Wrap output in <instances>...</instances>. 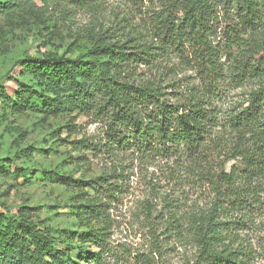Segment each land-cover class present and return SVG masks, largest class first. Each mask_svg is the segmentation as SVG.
Instances as JSON below:
<instances>
[{
	"label": "trees",
	"instance_id": "1",
	"mask_svg": "<svg viewBox=\"0 0 264 264\" xmlns=\"http://www.w3.org/2000/svg\"><path fill=\"white\" fill-rule=\"evenodd\" d=\"M107 1L0 0V16L21 8L56 4L83 9ZM159 1L153 14L155 44L105 31L75 57L25 55L13 68L26 81L10 75L13 68L7 71L18 85L15 99L47 113L77 112L101 121L99 142L83 138L77 141L79 148L112 158L131 152L190 160L195 180L212 198L205 208L189 212L174 211L175 205L167 203L172 210L157 216L164 225L161 234L195 248L182 264H256L255 255L264 258V0ZM166 52L181 58L199 79L192 86L173 83L185 90L176 101L152 78L137 79L139 65L152 67L156 56ZM228 78L252 86L244 101L222 108L215 101ZM6 97L0 85V98ZM117 176L122 173L113 168L92 179L63 182L90 189L92 198L107 199L123 192ZM100 205L106 203H90L84 213L105 217ZM33 215L31 207L13 211L0 201V264H103L113 254L102 228L69 232L71 239L60 240ZM60 242L66 247H59ZM87 244L97 250L86 251ZM158 250L134 257L154 264L152 253Z\"/></svg>",
	"mask_w": 264,
	"mask_h": 264
},
{
	"label": "rangeland",
	"instance_id": "2",
	"mask_svg": "<svg viewBox=\"0 0 264 264\" xmlns=\"http://www.w3.org/2000/svg\"><path fill=\"white\" fill-rule=\"evenodd\" d=\"M159 8V0H109L93 8L63 9L50 4L0 16V85L7 90V97L0 98V201L13 211L20 206L33 208L32 219L49 227L60 240L71 239L73 234L69 232L88 227L104 229L113 254L103 264H142L134 256H149L156 247L159 250L152 253L154 264H182L190 259L195 248L172 235L164 237V225L157 216L159 211L164 217L172 210L167 203L174 204L173 210L179 212L205 208L212 194L198 185L186 158H150L131 152L112 158L79 148L77 141L83 138L99 142L103 123L77 112L47 113L39 106H23L15 99L18 85L7 77V71L25 55L75 57L88 50L105 31L115 38L129 33L135 42L155 44L153 14ZM137 71V79L152 78L165 86L166 97L172 101L185 91L184 87L178 88L182 85H178L179 80L190 86L199 84L194 71L174 53L156 56L154 66L141 64ZM10 75L27 80L18 75L17 68ZM251 86H241L228 78L215 102L222 108L240 103ZM113 168L122 173L114 180L123 192L107 199L92 198L90 189L63 182L92 179L103 172L111 173ZM100 201L106 203L98 207L104 208L105 217L91 218L84 213L90 203ZM72 242L78 243L76 238ZM58 246L66 244L60 242ZM84 247L88 252L97 250L89 244ZM77 255L71 252L72 257ZM255 262L264 264V258L255 255Z\"/></svg>",
	"mask_w": 264,
	"mask_h": 264
}]
</instances>
